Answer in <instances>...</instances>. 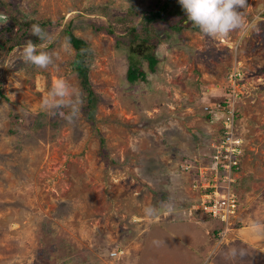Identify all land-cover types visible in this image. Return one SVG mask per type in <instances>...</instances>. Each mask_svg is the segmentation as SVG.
I'll list each match as a JSON object with an SVG mask.
<instances>
[{
	"label": "rangeland",
	"instance_id": "1",
	"mask_svg": "<svg viewBox=\"0 0 264 264\" xmlns=\"http://www.w3.org/2000/svg\"><path fill=\"white\" fill-rule=\"evenodd\" d=\"M2 1L0 29L12 23L9 10L50 24L40 26L44 41L29 28L18 44L0 48V264H141L147 255L145 264H195V256L185 260L174 223L204 216L184 213L198 192L181 165L207 162L231 113L243 151L236 193L264 216V0H248L241 9L245 28L227 37L185 28L167 30L164 39L159 30L157 70L132 84L125 78L127 50L91 24L119 35L121 23L114 18L134 6L137 21L149 0ZM68 22L92 51L88 78L101 96L92 122L83 117L69 65L74 50L62 34ZM29 40L54 54L47 68L22 60L19 50ZM234 66L240 78L233 97L225 86ZM57 80L69 85L65 99L71 104L45 109L43 100ZM222 96L226 107L212 111ZM73 106L78 111L69 121ZM236 218L227 229L235 228ZM212 230L207 236L218 244L198 264L264 263L254 262L239 243L224 245L228 230L222 238ZM174 248V259L162 256ZM113 249L122 252L110 258Z\"/></svg>",
	"mask_w": 264,
	"mask_h": 264
},
{
	"label": "trees",
	"instance_id": "2",
	"mask_svg": "<svg viewBox=\"0 0 264 264\" xmlns=\"http://www.w3.org/2000/svg\"><path fill=\"white\" fill-rule=\"evenodd\" d=\"M0 4L6 5L2 0H0ZM136 14V8L131 6L126 10L125 15L120 17L116 16V18H114L115 21H120L121 23L119 35L113 34V30L110 26L91 24L93 30L108 33L116 37V43L120 46H124L127 50L128 62L125 70V78L131 84L136 81H145L147 72H156L158 58L154 55L153 51L157 44L161 42L162 34L164 35V39L170 36V31L167 30L178 32L181 29L189 28L191 31L201 32L199 28L187 21L186 13L178 3V0H149V4L142 12L141 17L137 21H134L132 17ZM9 16L12 23L0 29L1 49L3 47L10 49L18 44L25 30L32 28L33 24H38L39 26L50 24L49 19L39 21L27 20L13 10H9ZM127 22L130 23L126 25L125 23ZM164 23L167 24L166 28L162 26ZM70 24V22L66 24L62 30V34L74 50L69 65L77 77L81 112L85 120L92 122L94 120L93 115L96 111L97 104L101 99V96L92 88L88 78L92 51L86 41L75 36L71 32ZM13 26H15L16 29L12 33ZM159 30L162 31V34H159ZM168 43V45H172L171 42ZM135 50H142V53H140L141 56L137 55ZM144 62L146 69L143 68ZM225 89L227 91V86H225ZM217 101L219 106L221 104L224 108L226 107L223 96ZM57 109L60 111V108ZM58 110L55 111L56 116L60 115ZM207 113L204 114L205 118L209 116ZM54 121L55 120L51 121L50 124H55ZM99 141L101 144L102 139L100 138ZM219 231L220 228H214L212 230L213 236L218 237ZM107 252H105V255H108Z\"/></svg>",
	"mask_w": 264,
	"mask_h": 264
},
{
	"label": "built area",
	"instance_id": "3",
	"mask_svg": "<svg viewBox=\"0 0 264 264\" xmlns=\"http://www.w3.org/2000/svg\"><path fill=\"white\" fill-rule=\"evenodd\" d=\"M239 78L238 67L234 66L230 72H227V91L233 97L237 94ZM218 107L219 104L211 109L212 111L218 110ZM204 108L206 111L207 106L204 105ZM217 137L213 145L211 144L206 163L197 160L194 164L191 160L183 163L181 168L190 173L189 185L191 189L198 192L195 201L191 202L184 213L187 216L200 213L219 222L221 224L220 238H222L228 230V223H232L237 214L238 198L235 185L239 181L237 173L243 154L240 147L241 139L233 127L232 113L230 118L227 117L223 121ZM121 252V249H113L109 252V257L113 258Z\"/></svg>",
	"mask_w": 264,
	"mask_h": 264
},
{
	"label": "clouds",
	"instance_id": "4",
	"mask_svg": "<svg viewBox=\"0 0 264 264\" xmlns=\"http://www.w3.org/2000/svg\"><path fill=\"white\" fill-rule=\"evenodd\" d=\"M178 3L186 13L187 21L209 38L227 37L231 32L245 28L246 21L241 9L247 6L248 0H178ZM31 34L41 41L47 38V33L38 24L32 25ZM19 51L25 63H30L37 68H47L53 63L54 54L42 50V47L38 48L31 40L27 41ZM69 96L67 82L57 80L53 83L49 97L43 100L42 107L52 109L69 106L71 101L65 99ZM77 111L78 109L73 106L72 114L66 119L71 121Z\"/></svg>",
	"mask_w": 264,
	"mask_h": 264
},
{
	"label": "crops",
	"instance_id": "5",
	"mask_svg": "<svg viewBox=\"0 0 264 264\" xmlns=\"http://www.w3.org/2000/svg\"><path fill=\"white\" fill-rule=\"evenodd\" d=\"M237 198V218L233 223L235 228L228 229L225 238H223V243L231 248H234V245L239 243L240 245H238V247L240 246V248L242 247L243 249L249 250L254 258V262L257 259V262L259 263L262 259L264 260V216L260 213V210H258L260 209L259 207L254 208L253 204L247 203L246 200L242 202L238 193ZM181 222L182 223L178 221L174 223L179 227V230L177 229V231H180L176 238L178 239L177 243L182 244L183 249L181 251L184 252L185 260H189L195 256V264H198L204 255H209L213 248L218 244L215 241L210 242V237L207 236L208 230L216 227L219 228L220 226H216L217 222L207 216H204L201 221H193L184 216V220ZM169 227L171 228L170 225ZM234 233H238L237 236H233ZM218 242L220 243L221 241ZM176 247L178 248V246ZM175 251L176 248H174V250L167 249V252H164L165 254L162 253V256L164 258L174 259L170 255H175ZM142 254L145 256L149 253ZM147 260L148 255L145 258H139L141 264H145ZM259 264L264 263L260 262Z\"/></svg>",
	"mask_w": 264,
	"mask_h": 264
}]
</instances>
